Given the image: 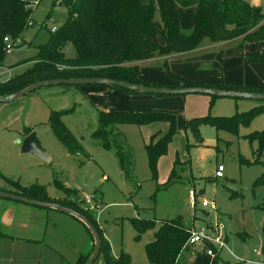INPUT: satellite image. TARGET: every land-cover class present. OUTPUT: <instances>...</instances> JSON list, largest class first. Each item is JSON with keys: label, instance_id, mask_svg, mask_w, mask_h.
<instances>
[{"label": "rangeland", "instance_id": "1", "mask_svg": "<svg viewBox=\"0 0 264 264\" xmlns=\"http://www.w3.org/2000/svg\"><path fill=\"white\" fill-rule=\"evenodd\" d=\"M59 1L31 0V20L20 36V44L6 53L0 80L31 67L37 48L49 39L51 27L58 28L65 22L68 9ZM143 1L154 4L153 22L161 31L159 0ZM247 1L260 6L264 14V0ZM193 24L192 7L183 8L179 14V27L189 32ZM158 40L164 43L162 33L158 34ZM252 48L264 52V40L248 42L238 36L212 42L204 37L186 55L174 57L155 53L146 64L137 65L141 77L164 83L169 80L167 77L171 79L168 70L192 71L186 66L188 59L184 61L182 57H194L190 66L194 64L200 72L204 71L210 78L207 80L220 77L225 83L264 86V63L247 64L244 58V53ZM64 49L72 55L71 44H65ZM140 95L101 84L60 83L36 88L15 101L0 102V108L4 109L0 112V189L17 192L20 191L18 186L28 189L39 185L49 194L63 197L58 202L69 199L88 207L89 214L103 228L111 253L118 257L120 252H127L132 264H148L144 245L154 239V232L162 221L179 216L193 227H211L221 222L226 234L224 247H211L209 243L194 246V256L189 264H260L257 261H263L264 254L257 255L254 250L260 249L264 242V182L256 185L254 182L264 172V165L259 162L240 164L238 157L242 155L250 161L264 159V151L262 155H253L256 143L243 137L264 127V112L249 126L239 127L238 134L215 130L209 124L202 125L203 145L200 146H187L193 137L185 130V122L188 118L206 114L229 116L263 101L217 96L210 104L212 97L207 94H186L184 96L197 97L186 101L180 95ZM59 110L64 111L60 115L63 124L81 146L78 152H69L48 123L51 112ZM101 110H159L175 114L176 133L168 143L167 152L157 160L155 179L144 144L155 131L165 129L162 133H166L169 125L166 127V122L159 121L143 126L119 124L115 127L116 132L108 135L110 140L117 142V150L131 155L130 171L126 176L120 168L116 146L104 147L101 139L93 135ZM26 127L34 132L38 146L50 157L49 161L30 152H21L15 139L22 136ZM218 164L224 167L223 176L215 179L211 175ZM172 165L176 175L167 185L164 183ZM60 185L77 191L64 194ZM189 190L196 194V208L190 205ZM91 196L93 200L87 202V197ZM202 199L214 201L216 210L201 207ZM13 201L0 198V203H4V206L0 205V227L4 225L1 219L7 211L6 205L15 203ZM134 217L155 221L153 228L147 229L138 239L134 237L136 231L131 224ZM8 251L7 246L1 247L0 264H8ZM92 264H105L103 255H98Z\"/></svg>", "mask_w": 264, "mask_h": 264}, {"label": "trees", "instance_id": "2", "mask_svg": "<svg viewBox=\"0 0 264 264\" xmlns=\"http://www.w3.org/2000/svg\"><path fill=\"white\" fill-rule=\"evenodd\" d=\"M59 3L68 9L65 22L54 31L45 44L37 48L33 64L25 71L10 78L0 80V96L15 92L29 83L51 78L69 77H106L130 83L148 86H160L141 77L138 62L152 58L155 53L166 56L172 53L194 49L200 40L208 37L212 42L227 41L241 36L243 41L259 42L264 40V14L260 6L247 0H159V11L162 29L159 31L153 22L155 11L151 1L143 0H60ZM31 0H0V68L6 55L3 38L21 40V34L31 20ZM193 7L194 24L189 32L179 27V14L183 8ZM162 33L164 43L158 40ZM22 41V40H21ZM71 44L73 53L69 55L64 49ZM19 45V43L17 44ZM16 45V46H17ZM248 63H264V52L250 51L244 53ZM170 77L177 81L179 87L203 86L241 91L264 93V86H245L220 81L198 83L169 71ZM129 93H138L116 85H105ZM160 96V95H158ZM210 104L217 96H211ZM260 105L232 115H211L189 118L185 122V130H189L197 141H201L199 127L209 124L215 130H225L238 134L239 127H247L262 112L264 100ZM64 111H52L48 123L54 134L69 152H78L81 148L63 124L60 115ZM167 122L168 131L156 140L144 145L148 164L153 179L156 178V164L160 156L167 152L168 143L176 133V116L167 111H99L98 128L93 135L101 139L104 147L116 146L119 165L125 175H129L131 155L117 150V142L108 138L119 124H135L142 126L151 122ZM31 132L26 127L22 135ZM116 132V131H115ZM120 134V133H118ZM121 135V134H120ZM249 142H255L253 155H262L264 151V127L244 134ZM239 163L251 164L264 159L248 160L239 155ZM178 160L174 161V164ZM176 175L175 166L171 168L164 184H169ZM264 182V172L256 178L254 185ZM65 194H73L74 189L60 185ZM15 193L68 206L86 216L96 227L101 240L100 252L105 264H132L127 252H120L115 257L110 251V244L103 231L89 214V208L75 201L58 202L51 198L44 187L39 185L18 186ZM74 192H73V191ZM153 219L134 217L131 224L136 231L135 239L154 226ZM190 225L185 224L183 217H175L162 221L154 232V239L144 245L148 264H189L188 257L193 253V245H186L190 234ZM87 229V228H86ZM88 230V229H87ZM89 232V230H88ZM3 234L0 232V237ZM91 235V234H90ZM92 237V236H91ZM261 253L264 254V242ZM211 247L213 245L209 244ZM186 253V255H184ZM89 255L81 256L75 264H83ZM264 264V259H263Z\"/></svg>", "mask_w": 264, "mask_h": 264}, {"label": "crops", "instance_id": "3", "mask_svg": "<svg viewBox=\"0 0 264 264\" xmlns=\"http://www.w3.org/2000/svg\"><path fill=\"white\" fill-rule=\"evenodd\" d=\"M192 10H193V7H192ZM250 50L253 51V48ZM190 51L191 50L184 51V52H178V53H172V55L174 57L183 56V55L188 54V52ZM169 55L171 56V54ZM183 59L184 61L188 59V61L186 62V66H189L192 71L184 72L181 69H176L175 71L173 70L172 72L177 73L183 77L190 79L191 81L198 82V83H212V82H217L220 80L222 81L220 77L215 78V80H207L210 78L208 76H205L206 74L204 71L200 72L198 69H196V67H194V64L190 66V64L194 60V57H187V58L182 57V60ZM148 60L149 59L138 62V63L144 62V64H146ZM246 63L247 64H259V63H248L247 61ZM199 68H201V66H199ZM167 78L169 80L164 83H159V82H153V83L159 84L160 86H164V87H179L180 84L177 81L173 80L172 78L170 79L169 77ZM234 84H237V83H234ZM245 86H250V85H245ZM134 94H138L139 96H141L140 94H143V93H134ZM189 94H199V93H189ZM178 95L184 96L186 94H183V95L178 94ZM148 96L171 97L175 95L158 96V95L150 94ZM137 98H142L138 100H144L143 97H137ZM145 98H149V97H145ZM191 98L197 99L195 95L184 96L185 101ZM204 100L206 99L204 98ZM2 110L4 109L0 108V112H2ZM166 125H167L166 127H168L167 122H166ZM201 126L199 127V131H200ZM151 128L152 127H149L148 130H151ZM164 130L165 129H159V131L158 130L155 131L150 136L149 142L151 140H155L157 137L162 135L163 134L162 132H164ZM155 135H159V136L153 139ZM200 135L202 137V140L200 142L197 141V139L192 136L193 137L192 143L187 142V146L203 145V136L201 134V131H200ZM22 136H25V135H22ZM147 143L148 142H145V144ZM200 176L203 177V175L201 174ZM211 176L215 177V179L220 178V177H216L215 174ZM74 190L77 191L76 188ZM47 193H48V190H47ZM84 193H87V192H84ZM48 195L51 198H54L56 200H60L61 198H63L58 194L48 193ZM67 201H70V200L68 199ZM13 202L15 203H8V205H6L7 211L1 219V224H4V225L0 227V232L3 234L0 237V256H2L1 247L7 246V249H9L8 259L6 260L8 264H75L79 257L86 256L91 253L92 247H93V239L90 233L88 232V230L86 229V227L84 226V224L81 221H79L77 218H75L74 216L69 215L65 212H62L60 210L38 207V206H34V205L27 204L25 202H21L17 200H14ZM0 205L4 206V203L1 202ZM183 221L185 224H188L187 220L183 219ZM96 223L98 224L97 221ZM98 226L100 227L99 224ZM100 228L103 231V228L102 227ZM103 235L106 238V235L104 232H103ZM225 235H224V238H225ZM192 250H195V247ZM192 256H194V254L190 253L188 257L189 263L192 260L191 259Z\"/></svg>", "mask_w": 264, "mask_h": 264}, {"label": "water", "instance_id": "4", "mask_svg": "<svg viewBox=\"0 0 264 264\" xmlns=\"http://www.w3.org/2000/svg\"><path fill=\"white\" fill-rule=\"evenodd\" d=\"M60 83L77 84V85L79 84L116 85L122 88L136 91L138 93L154 94V95H178V94L183 95L189 93H199V94H207L210 96H221V97L224 96L231 98H248L253 100H264V93L262 92L221 89V88L203 87V86H187V87L148 86L144 84L130 83V82L115 80L106 77H69V78L43 79L29 83L15 92L9 93L5 96H0V102L15 101L36 88L52 85V84H60ZM15 143L20 145V149L22 153L30 152L44 161L50 160V157L46 155L39 148L34 132H30L25 136L16 137ZM0 198L17 200L43 208L56 209L74 216L79 221H81L84 224V226L89 230V233L91 234L93 239L92 251L83 264H92L94 260L98 257L101 246L100 236L98 234L96 227L83 214L60 203L38 200L35 198L26 197L2 189H0Z\"/></svg>", "mask_w": 264, "mask_h": 264}, {"label": "built area", "instance_id": "5", "mask_svg": "<svg viewBox=\"0 0 264 264\" xmlns=\"http://www.w3.org/2000/svg\"><path fill=\"white\" fill-rule=\"evenodd\" d=\"M32 6V4H31ZM30 22V21H29ZM56 29L55 26L51 27V31H54ZM3 41L5 43L4 48L6 50V52L10 51L13 47H15L18 43L20 44L21 40L19 39H11L8 36H5L3 38ZM224 167L222 164H218L216 169H215V176L216 177H221L223 176L222 171H223ZM189 195V199H190V205L194 208L196 205V194L193 190H189L188 192ZM93 200V196L91 197H87V202L92 201ZM95 205H97L98 207V202L95 203ZM201 207L203 208H207L209 210H216V204L214 201L212 200H208V199H202L200 202ZM224 225L219 222L216 225H212L211 227H204V226H200V227H190V234L189 237L186 241V245H193V246H197V245H203V244H211L214 246H218V247H224L225 246V238H224ZM211 251V250H210ZM254 252L257 255L261 254V248L260 249H255ZM260 264H263V262L261 260L257 261Z\"/></svg>", "mask_w": 264, "mask_h": 264}]
</instances>
